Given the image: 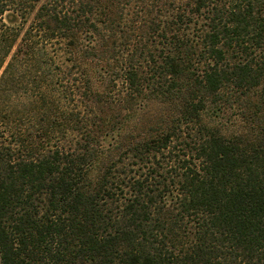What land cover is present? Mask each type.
<instances>
[{"label": "trees", "instance_id": "obj_1", "mask_svg": "<svg viewBox=\"0 0 264 264\" xmlns=\"http://www.w3.org/2000/svg\"><path fill=\"white\" fill-rule=\"evenodd\" d=\"M0 264H264V0H0Z\"/></svg>", "mask_w": 264, "mask_h": 264}]
</instances>
